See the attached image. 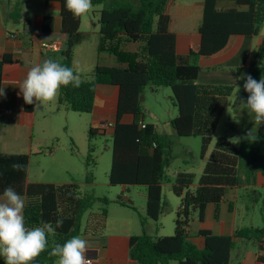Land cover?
<instances>
[{
  "label": "trees",
  "instance_id": "1",
  "mask_svg": "<svg viewBox=\"0 0 264 264\" xmlns=\"http://www.w3.org/2000/svg\"><path fill=\"white\" fill-rule=\"evenodd\" d=\"M55 1L60 5L61 33L65 44L59 52L62 65L73 69L74 49L81 44L85 35L80 31V18H75L64 6V0ZM219 1H232L237 8L219 9ZM170 0H92V5H102L98 21L100 41L98 55L109 52L118 62L116 66L100 63L94 67L91 80L81 79L79 88L72 85L61 87L58 94V109L76 113H92L95 107L96 90L99 85L116 86L119 90L115 122L111 129L112 163L108 175L111 185H143L146 190L147 218L157 221L163 211L162 183L170 181L166 170L171 162V142L158 129L145 121L141 107L144 89L151 86L169 87L171 101L178 115L170 121L180 137H200L201 157L209 151L212 137L225 111L227 100L232 95L233 85L197 83L202 68L200 59H210L222 54L237 36L257 37L256 60L248 75L259 81L264 77V0H203V15L198 27L199 40L191 42L186 55L177 53V37L170 30V15L167 5ZM17 2L16 23L22 24V39L31 45L30 22L22 19L21 5ZM54 18L44 17L43 32H53ZM123 35L129 41L139 43L138 52L120 49L118 44H108ZM99 58V57H98ZM12 57L5 54L0 59V88L3 82L4 64ZM74 71V69H73ZM75 72V71H74ZM1 99V96H0ZM239 97L235 106L243 103ZM35 104L23 101L27 113L34 111ZM125 115L132 121L122 122ZM140 122L145 123L141 128ZM1 107H0V126ZM251 131V130H250ZM98 129L90 128L93 137ZM91 156L87 157V166ZM14 162L27 165V171H14ZM30 165L28 154L0 153V195L12 186L25 198L24 216L31 228L45 222L55 227L56 220H63V227L49 234L48 251L55 243L63 244L73 236L104 234L110 200L84 191L77 183H30L27 175ZM264 182V124H257L255 132L243 134L238 146L226 137H220L209 153L197 186L192 189L194 175L177 172L172 180V191L181 199L176 213L175 230L172 236L153 237L146 233L129 238V255L136 264H230L232 252L238 241L252 242L256 249L255 264H264V226L244 227L230 235H219L209 229L191 233V223L197 216L203 222L209 205L216 206L224 200L227 188L244 190L246 209L258 203L260 192L255 188L258 178ZM87 182L92 179L87 177ZM96 202L102 207L93 210ZM123 206H128L124 201ZM264 204V198H263ZM232 204H230L231 211ZM87 213L85 224L83 218ZM264 220V206L262 208ZM146 219L142 220L145 225ZM202 237L204 246L199 248L193 239ZM41 253L34 264H56L58 258Z\"/></svg>",
  "mask_w": 264,
  "mask_h": 264
},
{
  "label": "rangeland",
  "instance_id": "2",
  "mask_svg": "<svg viewBox=\"0 0 264 264\" xmlns=\"http://www.w3.org/2000/svg\"><path fill=\"white\" fill-rule=\"evenodd\" d=\"M8 1L0 0L1 13L8 10ZM12 1L24 2L23 16L31 22L32 30L37 33L40 31L43 14L45 12L48 14L53 13L46 5V0ZM201 2L203 3V0H170L167 5V13L173 15V26L178 34L191 36L197 34V27L202 20V9L198 7ZM102 8V5H93V8L87 14L80 17V31L85 35V39L74 49L73 69L80 75L81 79L91 80L93 78L92 73L97 63V48L99 44L98 21ZM7 25L11 29L20 27L12 22ZM261 34H264V23L261 25ZM252 38L254 41L252 48L250 49L248 46L243 54L247 59V63L243 65L234 61L235 64L219 65L213 68H207V65H205L200 74L201 77L226 76L230 72L231 65H233L231 77L233 78L234 90L227 100L225 111L204 159L201 157V138L180 137L170 124V121L178 115L177 109L171 101V89L169 87H159L153 90L150 85L144 89L141 107L145 115V121L153 124L160 134L165 135L171 142V162L166 170L170 181H163L162 183L163 211L157 221L147 218L145 186H129L125 189L121 185H111L109 183L108 175L112 163V137L110 130L106 129L105 133L98 132L93 137H90L89 129L96 128L92 114L76 113L65 109L59 110L57 107L58 96L51 107L46 102L36 112L34 124L36 140L33 152L30 155L29 165L31 180L42 183H77L84 191L91 192L97 197H107L110 200L107 206V234H121L123 231H127L132 235L146 233L153 237L172 236L175 230L176 213L181 205V199L172 191V180L176 173H192L194 182L191 188L194 189L203 172L208 155L220 137H226L232 144L238 146L243 134L255 132L254 115L249 114L244 104L249 95L243 89L245 81L237 79L243 74H248L249 68L256 60L255 41L257 38ZM178 39L180 48L186 50L189 36L181 35ZM248 39L250 40V38ZM260 65L264 66V61H261ZM237 88H239V91ZM239 97H245V101L235 106ZM10 112L11 114L13 113L12 110ZM45 115L47 116L46 118L44 117ZM127 119L132 120V116H127ZM246 121H249L251 125L245 130L243 125ZM39 137L41 139L37 140ZM88 156H91L89 166H87ZM87 177L92 179V185L86 184ZM240 195L241 193L239 194L238 203L234 206L232 212L233 220L236 219V228L246 226L263 227V199L260 198L258 203L253 204L251 209L247 211L244 206V199ZM122 201L133 206V208L128 206L122 208L123 205L120 203ZM100 207H102V204L96 202L93 210H98ZM219 210L223 218L227 216L224 205L217 209V214H219ZM86 218L87 213L83 218V224H85ZM144 219H146L145 225L142 224ZM121 221H126L127 226H122ZM209 225L208 220L200 222L195 216L191 229L198 230L207 228ZM248 247L251 256L248 263L251 264L255 260V246L253 243H248ZM238 254L239 250L233 252L232 256L235 257ZM0 264H3L2 257H0Z\"/></svg>",
  "mask_w": 264,
  "mask_h": 264
},
{
  "label": "crops",
  "instance_id": "3",
  "mask_svg": "<svg viewBox=\"0 0 264 264\" xmlns=\"http://www.w3.org/2000/svg\"><path fill=\"white\" fill-rule=\"evenodd\" d=\"M17 2L20 1L13 2L12 0H9L8 10H6V12L4 13H1V9H0V59L5 54H10L12 57V61L10 63L4 64L3 67L2 88L4 89L5 95L1 96L0 99L1 119H2V124L0 126V153L28 154L30 156L33 152V148L35 146L34 142L36 140L34 134V124L36 121L37 108L35 106L34 111L32 113H27L24 111L23 109L24 100L22 95L20 94L19 85L23 82L27 71L32 66L36 64H41L43 63V61L49 58L55 61H58L60 59L58 51H44L41 46L45 42H56L60 45V49H61L65 44V36L64 34L61 33V17L59 15V9H60L59 3L55 1H50V2L46 1V5L53 11V13L48 14L45 12V14H43L40 25V31H38V33L34 32L31 27L32 30L31 45L26 46V43L22 39V32H23L22 24L16 23L13 18V15L15 16V9ZM21 2L23 3L21 5L22 19L29 21L23 16L24 2L23 1ZM217 6L219 9H229V8H237L239 10L246 9L245 7H237L235 3L232 1H219ZM198 7H201L202 15H203V3L202 2L199 3ZM46 15H51L54 18L53 32L51 33H45L42 30V27L44 25V17ZM169 15H170V30L173 33H175L177 37V53L179 55H186L188 54L190 43L191 42L197 43L199 40L198 27L201 22L197 27V34L195 36L194 35L191 36L188 34H178L173 26L174 17L172 14ZM10 22L19 25L21 28L19 27V28L11 29L7 25ZM30 26H31V22H30ZM181 35L189 36V42L186 47V50L180 48L178 38ZM258 40L259 39L257 38V40L255 41L256 42L255 47H257ZM99 41H100V35H99ZM253 42L254 41L252 37L249 40L247 37L237 36L231 42L230 46L222 54L210 59H200L198 63L202 68V70L205 65H207V68H213L219 65L232 64L234 63V61L235 63L240 62L241 64L244 65L245 63H247V59L243 56V54L247 50L248 46L250 49L252 48L254 44ZM108 44L111 45L118 44L120 49L128 52H138L141 48V45L139 43H134L132 41H129L123 35H119L114 40L108 41ZM98 60L100 61V63L105 65H109V66L118 65V62L116 61L115 57L111 55L109 52L105 51L102 52L100 55H98V48H97V62ZM232 67L233 65H231L230 72L226 76L225 75L208 76V77L202 76L203 77L202 78L199 75L197 83L214 84V85H233L232 84L233 78L231 77L233 74ZM118 93L119 90L116 86L99 85L97 87L96 96H95V107L91 114H92L93 123L96 127L94 129H98L99 132L102 133L106 132V129L103 130L104 129L103 124L105 122H109L112 124H114L115 122ZM48 103L50 107L53 105L52 104L53 101ZM10 110H12L14 114L13 113L11 114ZM127 116H131V115H125L122 118V122L129 123L132 121V120H128ZM44 117L46 118L47 116L45 115ZM14 125L15 127H13ZM250 125L251 124L249 123V121H246L243 125V128L246 130ZM256 125L257 124L254 123V127H256ZM108 129L110 130V134H111L112 127ZM39 139H41V137H39L37 140ZM26 182L27 184L42 183L39 181L31 180L30 169L28 170ZM45 183L58 184L57 182H45ZM86 184L92 185L93 183L86 181ZM255 188L260 192V198L263 199L264 182L262 177L258 178V183L255 186ZM240 193H241L240 197L244 199V201L242 199V201L244 202V206H246V200L243 196L244 190L237 188H227L224 200L218 206L219 209L221 208V205L225 206L227 216L223 218L220 210H219V214H216V206L209 205L206 209L205 218L203 222L208 220L210 225L207 228H200V229H209L213 233L219 235H230L235 230L241 229V228H236L235 226L236 219L233 220V215H232L233 208L238 203V198ZM230 204L233 205L231 211H229ZM123 207L124 206H122V208ZM216 220L218 221L216 222ZM121 224L124 227L127 226L126 221H121ZM200 229L198 230L191 229V233L195 234ZM106 230H107V223L104 234H102L101 236H97V235L80 236L81 238L87 239L93 245V248L88 250V252L86 253V256L92 259L93 264H136V262L133 261L129 255V238L132 236V234H130L127 231H123L121 234H107ZM193 242L199 248H202L204 246V239L202 237L194 238ZM248 243H252V242L238 241L237 248L233 252L239 250V254L237 256L235 255V257L231 255L230 264H249L248 260H250L251 256L248 250L249 249ZM255 260H256V249H255ZM255 260L251 264H255L256 263ZM171 264H175V263L172 262Z\"/></svg>",
  "mask_w": 264,
  "mask_h": 264
},
{
  "label": "clouds",
  "instance_id": "4",
  "mask_svg": "<svg viewBox=\"0 0 264 264\" xmlns=\"http://www.w3.org/2000/svg\"><path fill=\"white\" fill-rule=\"evenodd\" d=\"M65 8L75 18L87 14L92 8V0H64ZM237 79L244 80L243 89L249 93L246 103L249 114L254 115L256 124H264V77L259 81L251 75L243 74ZM83 81L72 68L49 58L41 64L32 66L25 79L19 85L20 94L26 104H35L36 108L46 102L54 101L61 87L72 85L79 88ZM239 91V88H237ZM0 88V96H4ZM14 171H27V165L14 162L10 166ZM25 199L12 186H8L0 195V257L3 264H34L41 253L48 251L49 234L63 227V220L42 226L29 228L24 216ZM93 245L80 236H73L63 244L55 243L48 255L58 258L57 264H92L86 257Z\"/></svg>",
  "mask_w": 264,
  "mask_h": 264
},
{
  "label": "built area",
  "instance_id": "5",
  "mask_svg": "<svg viewBox=\"0 0 264 264\" xmlns=\"http://www.w3.org/2000/svg\"><path fill=\"white\" fill-rule=\"evenodd\" d=\"M41 47H42V49L44 51H59L60 50V45L58 43H56V42H45V43L42 44ZM112 126H113V124L109 123V122H105L103 124L104 130L108 129V128H111ZM140 126H141V128H145V123L144 122H140ZM87 258L91 259L90 257H87ZM92 264H93V261H92Z\"/></svg>",
  "mask_w": 264,
  "mask_h": 264
},
{
  "label": "water",
  "instance_id": "6",
  "mask_svg": "<svg viewBox=\"0 0 264 264\" xmlns=\"http://www.w3.org/2000/svg\"><path fill=\"white\" fill-rule=\"evenodd\" d=\"M142 100V99H141Z\"/></svg>",
  "mask_w": 264,
  "mask_h": 264
}]
</instances>
